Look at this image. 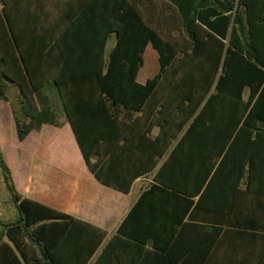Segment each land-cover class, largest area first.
Segmentation results:
<instances>
[{
  "label": "trees",
  "instance_id": "trees-1",
  "mask_svg": "<svg viewBox=\"0 0 264 264\" xmlns=\"http://www.w3.org/2000/svg\"><path fill=\"white\" fill-rule=\"evenodd\" d=\"M163 2L178 35L156 30L132 0H0V100L15 87L17 139L66 118L102 183L128 192L152 173L103 246L105 230L18 194L0 154L17 212L0 223V264H89L102 246L91 264H176L161 246L176 241L163 225L174 218L264 237V0ZM149 45L159 66L140 83ZM126 145L135 172L125 182L124 170L98 164Z\"/></svg>",
  "mask_w": 264,
  "mask_h": 264
},
{
  "label": "crops",
  "instance_id": "crops-1",
  "mask_svg": "<svg viewBox=\"0 0 264 264\" xmlns=\"http://www.w3.org/2000/svg\"><path fill=\"white\" fill-rule=\"evenodd\" d=\"M132 2L156 30L166 35L179 34L178 26L168 22L170 12L163 0ZM111 45L112 43L108 47ZM146 79V76L140 77L139 80L143 81L140 83H144ZM100 143L99 140L97 145ZM127 149L128 145L120 157L112 158L106 163L100 161L99 168H121L124 170L123 181L126 182L135 172L132 166L134 157L129 151H125ZM0 154L9 168L13 186L18 194L55 209L71 217L74 222L105 230L103 246L116 233L152 177L151 172L135 177L128 192L99 181L89 169L72 126L66 118L62 119L61 126L44 124L39 130H32L19 141L12 106L4 100H0ZM106 159L107 156H104V160ZM90 161L95 163L97 159L92 157ZM2 186L4 187L0 175V189ZM0 197L2 198L1 192ZM261 200L264 201V198ZM7 201L0 200L1 224L10 223L17 218V212L12 211L8 222H3L8 208ZM239 214H245V211ZM257 214L264 216V207L258 209ZM163 222L167 230H173L172 239L176 237V241L172 243L169 240L161 246H165V250L170 247L176 264H261L264 259V237L255 238L250 233H241L239 228L225 224L226 220L224 224L219 225L201 221L199 218H183L177 226L174 224L176 218ZM214 226L220 227L218 232ZM260 233H264V228ZM1 240L6 239L1 237ZM162 263L165 264L166 261L163 260Z\"/></svg>",
  "mask_w": 264,
  "mask_h": 264
},
{
  "label": "rangeland",
  "instance_id": "rangeland-1",
  "mask_svg": "<svg viewBox=\"0 0 264 264\" xmlns=\"http://www.w3.org/2000/svg\"><path fill=\"white\" fill-rule=\"evenodd\" d=\"M158 56L155 50H153L151 48V46L149 45L146 50L145 53L143 55V66L139 69L138 71V75H137V81L138 82H143L140 81V77H144L146 76V78L152 77L158 70ZM0 175H1V171H0ZM0 192L2 194V198L0 200H8V193L6 192L5 188L2 186V189H0ZM1 203L3 204L4 202L1 201ZM7 205L8 208L6 210V216L3 220V222H8V220L10 219V216L12 214V211L16 213L15 209L13 208V206L9 203V201H7Z\"/></svg>",
  "mask_w": 264,
  "mask_h": 264
},
{
  "label": "water",
  "instance_id": "water-1",
  "mask_svg": "<svg viewBox=\"0 0 264 264\" xmlns=\"http://www.w3.org/2000/svg\"><path fill=\"white\" fill-rule=\"evenodd\" d=\"M7 96L9 98V102L12 106V109L14 110L15 112V115L19 118H22L23 117V114H22V111H21V108H20V102L19 100L17 99V95H16V89L15 87H10L8 92H7ZM27 238L33 242L38 249H40V245L37 241L33 240L32 238L29 237V235H27Z\"/></svg>",
  "mask_w": 264,
  "mask_h": 264
},
{
  "label": "built area",
  "instance_id": "built-area-1",
  "mask_svg": "<svg viewBox=\"0 0 264 264\" xmlns=\"http://www.w3.org/2000/svg\"><path fill=\"white\" fill-rule=\"evenodd\" d=\"M0 217H1V210H0Z\"/></svg>",
  "mask_w": 264,
  "mask_h": 264
}]
</instances>
